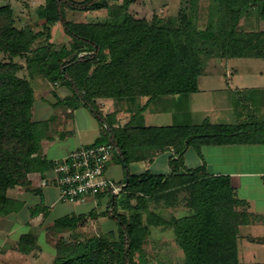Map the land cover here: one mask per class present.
Returning a JSON list of instances; mask_svg holds the SVG:
<instances>
[{
    "label": "trees",
    "instance_id": "1",
    "mask_svg": "<svg viewBox=\"0 0 264 264\" xmlns=\"http://www.w3.org/2000/svg\"><path fill=\"white\" fill-rule=\"evenodd\" d=\"M132 2L45 0L38 12L39 31L17 27L11 7L0 6V53L8 58L0 60V216L21 207L9 197V190L30 186L29 175L45 167L39 156L42 141L56 120L35 119L36 90L31 79L18 76L24 69L14 61L19 58L25 59L30 78L41 76L70 91L58 103L65 111L81 105L91 110L104 127L105 141L114 144L126 167V180L119 184L122 191L112 195L108 204V216L119 225L118 233L88 237L74 251L59 248L54 264H146L137 262L136 255L143 256L149 225L174 229L185 264H241L239 231L251 222L247 202L237 198L230 177L209 176L203 168L187 169L184 155L202 144L260 139L236 138L246 133L243 123H212L209 119L168 126L131 121L115 127L116 113L104 116L98 100L182 99L199 91L206 59L264 58V33L240 28L241 18L260 4L264 18V0H217L204 29H198L195 18L184 10L178 16L158 18L152 25L129 12ZM65 8L106 9L108 19L71 22L65 19ZM57 24L70 37L68 45L57 47L50 41ZM253 127L263 134L264 124L255 122ZM165 152H172L169 175L132 172V163L151 161ZM152 202L161 205V216L149 212ZM181 204L188 214L168 218L169 210ZM81 245L84 251L79 254ZM18 246L28 255L39 248L30 233L20 237Z\"/></svg>",
    "mask_w": 264,
    "mask_h": 264
},
{
    "label": "crops",
    "instance_id": "2",
    "mask_svg": "<svg viewBox=\"0 0 264 264\" xmlns=\"http://www.w3.org/2000/svg\"><path fill=\"white\" fill-rule=\"evenodd\" d=\"M261 7L262 5L260 4L259 6L252 8L241 18V29H243L245 32L264 33V18L261 15ZM254 10H257V14L251 16L250 14ZM58 25L59 24L52 28V35L54 28H57ZM247 57L262 59L264 61L263 57H258L256 55H247L245 57L236 58ZM233 59L234 58L225 59L222 57L214 58L213 68L224 69V71L221 70L219 75L211 76L210 71L206 69L205 74L199 77V91L194 94L198 96L199 94L201 95L207 91L223 92V94L229 93L236 102V106L234 107L236 115L234 114V117L228 115L233 109L227 103L224 104L222 108H214L213 106L210 109L205 107L199 110V108L190 106V96L184 97L187 106L178 104L183 101V98L177 99L173 97H164L151 102H148V100L146 101L145 98H141L144 100L142 101L144 107L147 108L144 110L140 109L134 111L132 114L129 112V117L124 115V111H129L130 107L127 105L131 102L134 103V100L99 99L98 105L100 106V110L103 112L104 116L110 113H116V120L114 122L115 127L124 126L131 121L135 122V120L139 117L141 121H145L146 117L144 116H147L145 115L147 114V109L154 111L151 115L159 114L162 117V115H164L165 111L167 110L166 107L168 105L171 106L170 103H172L171 107H174L175 109L171 108L169 113H174L175 110H177L179 114L182 113V116L184 117H193L199 113L202 114L201 121L197 123H200L205 119H209L213 123L224 124H239L252 120L259 125H262L264 124V72L261 70V72L259 71V74H256V77L252 78L249 74V70L244 72L240 69L227 71L228 67L231 66V61ZM49 84L51 83L49 82ZM55 84L60 86L58 83H53V85ZM60 88L62 89V94L59 96L61 100L71 94L68 89L61 86ZM54 89L55 88H51L49 94L51 96L57 97L58 94ZM158 102H161V106L157 105ZM57 103H59V101L55 104ZM108 103H110L109 106ZM176 104L183 107V109L176 106ZM104 106L106 107L104 108ZM53 117H56L57 120L50 125V129L47 131V134L42 141V149L39 154V156L46 163L45 167L29 175V179L31 181L30 186L25 188L15 187L10 189L8 192L9 197L18 201L21 206L17 211L26 210L28 208V211L31 212V214L28 216L26 221L21 223L15 222L8 230H6L5 233L7 237H11V235L19 228H27V231L19 234L17 237L13 236V240L10 238L4 239L3 242L5 247L12 243H18L22 235L30 233L37 241L39 248L36 250L40 251L42 249V245L40 243V234L46 232L55 235L52 232V229H54L55 226L61 221L70 222V224L75 223V229L79 228V231L83 235L90 234L89 237H96L100 236L101 234H116L119 231V225L115 220L108 216V204L113 195L112 192H104L96 197L88 199L83 203L62 201L59 200V192L54 182V162L63 159L72 151H75L83 146H87L88 143H96L105 139L104 127L100 123L101 125H99L98 130L99 136L95 140L93 139L87 142L86 140H81L79 138L78 141L68 143L66 137L71 135L69 133L70 130H68L69 122L75 117V109H69L63 113L50 114L48 118L38 121L47 122ZM133 117L135 118L132 120ZM181 123H161V125L157 126H168ZM193 123H195V121ZM136 125H140V123ZM141 125L151 126L149 124ZM262 133L263 134L258 141L234 144H202L200 147L195 146L189 148L184 155V165L187 169L203 168L209 176L230 177L237 198L241 201L247 202V209L251 214V222L245 226H241L239 231L238 259L241 264H264V130ZM171 154L172 152H165L157 155L151 161L147 160L150 162V165L148 166H145V162L147 161L134 162L131 164V166L137 163H141L142 165L137 167L135 171L132 170L131 167V170L133 173H141L143 171L150 170L153 165L157 164V161L161 157H165L164 163L161 162V168H164V170H162L161 173L155 174L169 175L172 170L170 164ZM33 198H35V200H31ZM29 203H33L37 207L32 210L31 207H29ZM65 204H70V207H63ZM53 207H58V210L61 212L62 209H65L66 212L64 213L69 214L65 216V219L60 218L54 220L53 222H48L47 216ZM178 208L184 209L185 211L184 214L182 213L180 216L175 215L176 217L180 218L188 214V209H186L182 204L172 210H176ZM9 215H3L0 217L6 218ZM0 225L2 226L1 223ZM152 227L160 229L161 240L163 241L161 254L165 258H175L173 255L174 252L181 259V264H185L186 256L178 244L174 229L164 225H151V228ZM45 228H47L49 231H45ZM65 228L69 229V225L64 226L63 229ZM35 231L37 233H35ZM171 237L173 241H166ZM7 249L8 250L4 248V250L7 252L10 251L9 248ZM36 250L28 256L36 255ZM12 252L17 253L15 250ZM6 254H10V252Z\"/></svg>",
    "mask_w": 264,
    "mask_h": 264
},
{
    "label": "rangeland",
    "instance_id": "3",
    "mask_svg": "<svg viewBox=\"0 0 264 264\" xmlns=\"http://www.w3.org/2000/svg\"><path fill=\"white\" fill-rule=\"evenodd\" d=\"M82 1V0H78ZM123 0H120V3H122ZM214 2L216 4L218 3L217 0H133L129 12H131L135 18L138 19H147L150 24L154 25L157 22L158 18H161L163 16L165 17H174L178 16L179 13L184 10V13H189L193 17H196L195 20L197 21V28L198 29H204L210 18V10L213 8ZM8 5L11 7L14 18L16 20V26L19 28H27L31 27L35 31L41 30V21H39L38 12L41 7L45 5V0H0V6ZM184 8V9H182ZM186 10V11H185ZM257 14V10H254L250 15ZM250 16V17H251ZM65 19L71 22H104L107 17V10H101V11H80L75 10L72 8H65ZM258 33V32H255ZM51 42L55 43L57 47H59L62 44H69L71 39L66 34L62 24H59L57 28L55 27L53 30V35L50 40ZM0 60H8V58L0 53ZM16 63L23 65L24 69L21 70L18 73V76L21 78H29L32 80L33 86L36 90V102H35V110L34 115L36 120H44L50 116V114L54 113H63L65 110L59 106V104H55L56 102L62 101L59 96L62 94V89L60 86H57L56 84L53 85V83L49 84L48 81L44 80L41 76H35L34 78H30L29 73L25 67V59H19L16 58L14 60ZM214 58H209L205 60V67L207 70L210 71V75H219L221 70L224 71V69H215L214 67ZM241 70L246 71L249 70V74L251 77H256V74H259L262 70L264 72V61L262 59L257 58H234L231 61V66L228 67L227 71L230 70ZM260 71V72H259ZM231 75V74H230ZM248 75V74H247ZM51 88H55L54 90L57 92L58 96H51L49 93L51 91ZM65 91V90H63ZM190 96L189 104L190 106L194 108H199L201 110L202 108L207 107L208 109L212 108H222L224 104L230 105L232 107V111L229 112L228 115L231 117H234L233 115H236V112L234 111V107L236 106V102L233 99V97L230 96L229 93L223 94V92H211L207 91L206 93L199 94L196 96L194 93ZM146 101L148 100L145 98ZM181 101L178 104L186 105V102L184 100ZM134 100V103H128L127 106L130 107L129 111H124V115L129 117V112L132 114L134 111L137 110H144L147 107H144L143 102L141 98L136 99H130ZM172 106V103H170ZM178 106L179 108H182L181 106ZM110 103H108V106ZM143 105V106H142ZM157 105L161 106V102H158ZM170 105H168L166 108L164 115H151L154 111L151 109H147L145 115L146 120L141 121L140 117L137 118L134 122V124H149V125H161L163 124H169L170 122H188L192 124L194 121L195 123L201 121L202 114H197L196 116L189 117V116H182V113L179 114L177 110H175L174 113H169V110L171 108ZM106 106H104L105 108ZM126 107V106H125ZM109 108V107H108ZM128 108V107H127ZM175 109V108H174ZM173 109V110H174ZM237 109V108H235ZM141 110V112H142ZM161 114V113H160ZM124 116V117H126ZM57 120V119H56ZM55 120V122H56ZM101 122L98 118L91 112V110L81 105L75 109V117L72 121L69 122V128L70 130V136H67L66 140L68 143H72L75 141H78L79 138L81 140H86L89 142L90 140H95L99 136V125ZM213 123V122H212ZM234 125L235 123H230ZM254 124L252 120H249L248 122L243 123L245 125L243 129L245 130V134H242V136H236V138H246L247 140H256L257 138H260L261 135H259L254 129ZM96 128V129H95ZM253 128V129H252ZM235 137V136H231ZM105 142V139L100 140L96 143ZM96 143H86L87 146H83L81 148L93 146ZM79 148V149H81ZM165 157H161L157 164L153 165L150 170L154 173H161L164 168H161V162L164 163ZM142 164L137 163L133 164L132 170L135 171L137 167H140ZM150 165V162H145V166ZM120 176V177H119ZM106 177L110 179L113 183L119 185L122 182L126 180V168L122 161L115 156L110 160V162L107 164L106 167ZM120 179V180H119ZM11 195V194H10ZM35 200V198L31 199ZM29 207L31 209H35L37 206L33 203H29ZM63 207H70V204H65ZM19 210V209H18ZM170 214H167L168 218L171 217V215L180 216L182 213L184 214V209L178 208L176 210H169ZM66 212L65 209H62V212L58 210V207L51 208L48 216L47 221L53 222L56 219H65V216L69 213ZM124 212V211H123ZM149 212L150 213H157L161 216V205H157L155 203H151L149 206ZM31 212L28 211V208L26 210L22 211H15L13 214L7 216L6 218L0 217V264H54L55 259L57 256H59L58 249L63 248V250L69 249V251L72 249V251L76 250V245L78 242L86 239L89 237L90 234H82L79 231V228L75 229L74 225L75 223L65 222L61 221L59 222L54 229H52V232L55 234L50 233H43L40 234V243L42 245V251L36 250V255L28 256V254H24L19 251L18 243L15 244H9L8 246H4V239L10 238L11 240L14 239V237H17L19 234L27 231V228H19L16 230L11 237H7L6 230H8L13 223L15 222H23L26 221L28 216H30ZM148 214H145V218L143 222L145 224L148 223L147 221ZM53 224V223H52ZM150 224V223H149ZM69 225L68 228H64V226ZM151 225H149L150 227ZM156 226V225H154ZM92 229V228H91ZM45 231H49L47 228H45ZM35 233H37L35 231ZM88 235V236H85ZM14 236V237H13ZM100 236H107V235H100ZM63 237V238H62ZM98 237V236H96ZM112 239V238H111ZM172 237L169 238L166 241L171 242ZM173 241V240H172ZM163 241L161 240V232L159 228H151L148 233V235L145 238L144 242V253L142 255H136V260L139 263L145 262L146 264H181V259L173 252V255L175 258H169L164 257L161 254V247ZM171 245V244H170ZM173 246V242H172ZM3 247V248H1ZM83 246H79V254H82L84 249ZM7 248L10 249V251ZM13 250L17 251V253L12 252ZM4 251V252H3ZM10 254H6V253ZM8 255V256H7ZM248 261V260H247Z\"/></svg>",
    "mask_w": 264,
    "mask_h": 264
},
{
    "label": "built area",
    "instance_id": "4",
    "mask_svg": "<svg viewBox=\"0 0 264 264\" xmlns=\"http://www.w3.org/2000/svg\"><path fill=\"white\" fill-rule=\"evenodd\" d=\"M109 141L72 151L54 162V182L59 200L86 202L104 192L119 195L122 187L106 177V167L116 154Z\"/></svg>",
    "mask_w": 264,
    "mask_h": 264
},
{
    "label": "water",
    "instance_id": "5",
    "mask_svg": "<svg viewBox=\"0 0 264 264\" xmlns=\"http://www.w3.org/2000/svg\"><path fill=\"white\" fill-rule=\"evenodd\" d=\"M127 182H128V180H127Z\"/></svg>",
    "mask_w": 264,
    "mask_h": 264
}]
</instances>
